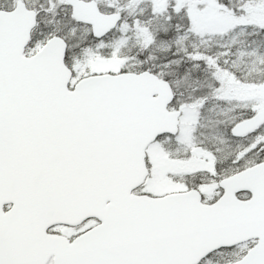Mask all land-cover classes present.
I'll return each mask as SVG.
<instances>
[{
    "label": "snow or ice",
    "instance_id": "snow-or-ice-1",
    "mask_svg": "<svg viewBox=\"0 0 264 264\" xmlns=\"http://www.w3.org/2000/svg\"><path fill=\"white\" fill-rule=\"evenodd\" d=\"M0 264H264V0H0Z\"/></svg>",
    "mask_w": 264,
    "mask_h": 264
}]
</instances>
